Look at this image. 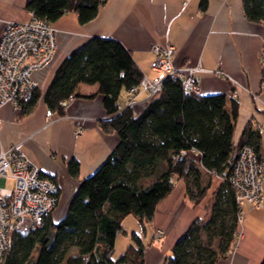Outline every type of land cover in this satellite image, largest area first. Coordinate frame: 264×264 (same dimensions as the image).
Segmentation results:
<instances>
[{
    "label": "trees",
    "instance_id": "1",
    "mask_svg": "<svg viewBox=\"0 0 264 264\" xmlns=\"http://www.w3.org/2000/svg\"><path fill=\"white\" fill-rule=\"evenodd\" d=\"M104 3L26 0L25 8L52 23L74 11L79 23L86 24ZM242 7L249 21L264 25V0H242ZM142 76L129 51L111 38L94 36L61 61L43 95L48 109L63 115L62 101L77 96L80 84H95L110 116L100 127L115 132L118 143L91 174L79 180L61 218L53 220L52 211L41 227L13 234L1 264H144L145 243L136 233L126 250L113 258L116 237L125 232L123 219L132 215L144 234L145 224L175 181L183 180L186 196L197 205L212 175L221 180L208 219H193L163 264H215L227 255L241 214L228 177L234 153L248 146L260 157V133L246 128L235 140L236 104H228L222 93L188 92L172 77L138 112L121 106V94L138 88ZM39 98L35 87L21 103L20 115L28 114ZM67 169L72 177L78 176L75 159L69 160ZM259 264H264V257Z\"/></svg>",
    "mask_w": 264,
    "mask_h": 264
},
{
    "label": "crops",
    "instance_id": "2",
    "mask_svg": "<svg viewBox=\"0 0 264 264\" xmlns=\"http://www.w3.org/2000/svg\"><path fill=\"white\" fill-rule=\"evenodd\" d=\"M201 1L105 0L96 17L86 24L79 23L74 11L65 12L53 23L57 35L52 60L31 74L40 91L35 106L26 115H20L21 112L9 105L0 107V150L18 145L41 172L58 185L59 201L53 212L59 209L61 212L53 220L64 215L79 180L91 174L118 143L115 132H104L100 127V122L110 116L95 84H80L77 96L65 105L63 115L52 112L50 118L46 116L48 107L43 95L56 68L67 55L94 36L121 43L141 73L151 79L160 75L150 66L154 57L151 47L172 45L175 65L188 64L201 69L195 74L203 94L222 93L228 104H236L234 139L246 128L257 129L264 156V66L260 61L264 25L245 17L242 0H205L203 8ZM25 2L0 0V33L5 21L29 18ZM216 71L226 77H219ZM125 96L123 92L121 103ZM150 99L145 92H139L131 108L141 110ZM78 125L82 130L75 133ZM71 159L79 165L76 178L67 169ZM220 180L218 176H211L210 187L197 205L186 196L183 180L175 181L173 190L157 204L152 219L145 224L144 234L134 217V222L125 224L126 216L122 221L125 232L116 237L113 258L126 250L132 243L131 234L136 233L145 243L144 264H163L192 220L206 214L207 204H212ZM243 209L244 220L237 229L241 235L234 239L235 247L232 243L231 251L215 264H259L262 261L264 208L244 204ZM157 228L163 231L159 240L154 238Z\"/></svg>",
    "mask_w": 264,
    "mask_h": 264
},
{
    "label": "built area",
    "instance_id": "3",
    "mask_svg": "<svg viewBox=\"0 0 264 264\" xmlns=\"http://www.w3.org/2000/svg\"><path fill=\"white\" fill-rule=\"evenodd\" d=\"M56 35L57 29L52 22L39 18L32 12H29L27 20L5 21L0 33V107L9 105L21 112V103L28 99L36 87L31 74L52 60ZM151 51L154 55L151 69L160 75L152 79L143 75L139 87L133 86L127 92L123 107H131L136 103L139 92H145L148 98H152L161 90L167 77L178 80L188 92H201L195 74L197 70H201L199 67L175 65L172 61V45H153ZM260 61L264 66V45ZM216 74L221 78L226 77L221 71H216ZM72 99L70 96L62 104L67 105ZM52 114L51 110H46L47 117L50 118ZM81 130L78 125L75 133H80ZM228 177L236 190L241 208L240 224L244 219V204L264 208V156L257 157L248 146L236 149ZM8 180H12V186L7 185ZM58 201L59 188L56 181L43 174L18 145L13 144L0 150V264L13 234L41 227ZM162 235V229H155V239H160ZM240 235L237 231L235 238ZM233 245L235 247L236 242Z\"/></svg>",
    "mask_w": 264,
    "mask_h": 264
},
{
    "label": "rangeland",
    "instance_id": "4",
    "mask_svg": "<svg viewBox=\"0 0 264 264\" xmlns=\"http://www.w3.org/2000/svg\"><path fill=\"white\" fill-rule=\"evenodd\" d=\"M140 109H134V112H138ZM8 183H7V185L8 186H12L13 185V182H12V180H8L7 181ZM210 202L207 204V212H206V214L205 215H203L202 217H199V219H200V221H202V222H204V221H206L207 219H208V217H209V215H210ZM60 207H62V206H60ZM61 212V209H59L58 211L56 210V211H54V212H52V218L53 219H55V217L58 215V213H60ZM244 220V219H243ZM130 221H132V222H134V220H133V216L132 215H128L127 216V218H125V220H124V223L125 224H127V225H130L131 224V222ZM136 227V226H135ZM131 228V227H130ZM161 230V229H160ZM128 235H129V237H130V232L128 233ZM163 236V235H162ZM119 237H122V236H119ZM162 238V237H161ZM160 238V239H161ZM155 240H159V239H155ZM157 243V245L160 243H158V242H156ZM160 245V244H159ZM116 252H117V250H116Z\"/></svg>",
    "mask_w": 264,
    "mask_h": 264
}]
</instances>
